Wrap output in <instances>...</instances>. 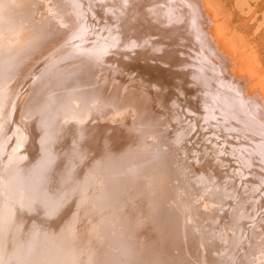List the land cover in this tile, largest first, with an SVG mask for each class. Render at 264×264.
Listing matches in <instances>:
<instances>
[{
    "label": "bare ground",
    "instance_id": "1",
    "mask_svg": "<svg viewBox=\"0 0 264 264\" xmlns=\"http://www.w3.org/2000/svg\"><path fill=\"white\" fill-rule=\"evenodd\" d=\"M6 1L9 3L7 6L9 7L11 6L10 8L13 7L14 15H8L3 12L0 16V24H2V22L7 24V26H9L10 33H12L11 37L13 36L16 37V42H18L19 46H21L20 42L22 43V45L25 46L23 47V50L25 51L24 53L20 55V57H19V53L18 55L15 54L17 55L15 56V58L13 56L14 60H12V57H7V58H11L13 64L12 62L10 63L12 65L9 64L10 66H7V67L3 66V69L5 71H3L2 68L0 69V132L1 131L3 133L10 132L9 133L10 135L7 136L9 139L12 136L16 137L15 125L11 129L10 128L11 121L2 122L1 119L2 117L8 116L9 114L8 110L10 106L12 105L11 102H13L14 98L17 97V88L18 87L20 88L19 82L24 80L23 78H25L24 76L25 73L31 68H34L35 66L34 64L38 63L40 65L41 63H43L45 66L46 63H48L47 62L48 59L49 60L52 59L51 61L53 60L56 61V58L60 57L64 51L70 50V49H67L68 47L73 48V46H71V43L68 45L64 44V41L68 39L66 38L67 34H64V31H60L59 29L57 30V28H55V26H57V25L54 26L53 22L55 21L48 23V22H45L47 20L43 22L41 21L36 22L37 20H33V19L25 20V18L29 16L28 15L29 9L27 11L28 7H26L27 0H6ZM62 1L63 0H61V2ZM76 1L77 0H75V2ZM110 1L115 3L112 0ZM135 1L134 3H136ZM182 1L184 2L186 6V10H187L186 14L189 16L188 24L190 22V25L193 28V38H195L193 41L195 43L194 42L192 43H194L195 47L197 45V48L194 49L193 44L192 45L186 44L188 43V41L186 43H181V42L178 43L177 42L178 40H177L174 42V44L170 42L171 38H173V41L177 39V36L175 35L179 32L173 35L172 32H174L175 28H172L166 19L161 18L158 25L155 26V28L159 30L158 31L159 34L157 35L159 38L155 37L156 39L154 40L155 44L154 43L153 44H154V47L156 46L164 47V45H167V47H169L171 46V43H172V46L175 45L174 46L175 48L169 47L170 49L173 48L171 52L173 51L175 54L173 55L172 54L173 52H172L170 55L163 56V58H166V61L167 62L169 61L168 63L172 64V67H175L176 69H178V71H175V72L172 71L169 74L166 73L167 81L166 80L163 81L162 84L156 83L153 86L158 87L159 90L163 93V95L165 94L164 96L168 97V100H170V102H168V106L170 105L173 106L175 104L180 106L182 105L181 103L184 101V103H186V109L188 113L190 112H192V114L195 113L194 116H197V113H199L198 115V117L200 118L199 123L196 122L194 116L192 118L188 116L190 118V122L187 124L189 129L186 134V137L184 135V138L185 139L187 138V140L188 138H191L194 132L197 133L196 137L202 132L201 135H203V138L211 141L212 147L221 149L224 152L229 149L228 146H230V152L234 151L233 149H235V151L237 152L236 148L239 146L237 143L239 136L241 137V139H243L242 137H244L245 135L248 138L253 135H255L254 138H256L258 135L262 137V140H263V137H264V71H263V68H260L259 64H256L253 61V59L251 58L253 56L252 54H247V53L241 54L239 53V51L235 50L232 38L225 34L226 32L219 18L217 17V12L212 7L210 0L209 1L208 0H182ZM66 2L67 1L65 0V3ZM75 2L73 0V4ZM77 2L80 3L81 1L80 2L77 1ZM163 2L165 1L160 0V4ZM99 3L100 2H97V4ZM113 3L111 4L113 5ZM138 4L139 2L137 3V6ZM56 5H58V2L56 3ZM91 5H93V3ZM91 5L89 6L92 7ZM124 5L127 6L126 4ZM66 6L67 5L65 4V7ZM78 6L80 5H77V7ZM128 7H129V4H128ZM134 7L136 8V10H138L136 5ZM104 8L106 7L104 6ZM77 9L79 10V8ZM81 9L84 10V8L82 7ZM110 9L114 10L112 6L110 7ZM140 9H141V6H140ZM31 10H34V9H31ZM52 10H53V7H52ZM65 10H67V8ZM46 11L47 10H45V13ZM128 11L129 10H127L126 12ZM134 12H137V11H134ZM95 13H96V10H95ZM113 13L117 15V12L113 11ZM122 13L124 14V12ZM141 13L139 12V14ZM49 14L50 16L48 17V21H50V19H54L53 16H56V14H53L51 12H49ZM110 14L112 13L110 12ZM85 15L87 16V14H81L77 16V19L79 17L80 21L84 22L86 21L84 20L86 19ZM57 16H60V15H57ZM90 16L93 18L92 15ZM69 17L71 18V16ZM115 18H118V17H115ZM21 19L22 21L24 20L28 21L30 25L28 24V26L22 27ZM66 19H68V17ZM121 21H122V18H121ZM140 22H143V20ZM62 23L61 25H63ZM78 23H77V26H78ZM58 25H60V23ZM82 25H79V28L80 26L82 27ZM70 26L71 25H69L68 28H70V31H71ZM172 26H175V25H172ZM123 27L127 28V26H124V25ZM111 28L112 26H110V29L108 28V30L111 31ZM178 28L176 29L177 31H178ZM187 28L188 26H186V29ZM79 30H81V28ZM108 30H106L105 28V32ZM141 30L142 29H140V31ZM182 30L184 31V28ZM118 32L119 31L116 30V34ZM128 32L129 31L127 30V32L125 33H128ZM114 33L115 32L112 33V37L109 35L110 39L113 38V36H117V35H118L117 38L119 39V33L117 35L116 34L113 35ZM150 34L152 33L150 32ZM86 35H89V34H86ZM122 36L123 35H121V37ZM126 36L128 37V34ZM153 36L154 35H152L151 37L154 38ZM70 37H72V35ZM148 37H145V38L148 39ZM181 38L183 37L181 36ZM115 40L117 41V39ZM104 41L105 39L103 40V43ZM125 41H126L125 43L126 45L127 41L129 42L130 40H125ZM151 41L153 42V40ZM118 43L120 44V41ZM150 43H148V46ZM99 44L103 45L101 43ZM132 44L134 43L132 42ZM91 45H93V43ZM19 46H18L17 52L22 50V48H20L19 50ZM110 46H112V44ZM126 46L125 48L128 47ZM184 47L186 48V50L187 48H189L188 50L193 48L194 52L195 50L198 49V51L195 52L196 58L193 57L194 56L193 51H192L193 54H191L192 52L189 53L190 51H188L189 55L192 56L191 59L185 58L184 56L186 55H184V53L182 52V51H185ZM108 49L106 48V51L110 53ZM118 49L120 51L123 49V47L122 49L121 47ZM145 49H147V46ZM163 49L164 48H162V51H160L162 52V54L165 52V51L163 52ZM12 50H14V47ZM148 50L150 51V49ZM116 51L118 54H120L118 50ZM143 51L145 50H142V52ZM155 51H157L156 48L154 52ZM67 52L68 54L67 56H65V58H68L72 54L70 51H67ZM122 52L124 53L123 50ZM182 53L184 56L182 55ZM11 55L12 54H10V56ZM126 55L128 56V54ZM140 55H142V53H140L137 56V58L141 60L144 57H146V56L143 57L142 55L143 58H141ZM52 56H54V58ZM62 56H61V59H62ZM73 56L75 55H72L71 57ZM155 57L154 59H158ZM128 58L130 59V55L124 59L128 60ZM2 59H5V58H2ZM121 59L123 58H120L118 60H121ZM197 60L202 61L203 65L197 63ZM136 61L139 62L138 60H134L132 62L133 63L135 62V64H138L136 63ZM59 64H57L58 66H56L54 69H58L61 66H63L62 62ZM65 64L67 65V63ZM32 65L34 66L32 67ZM95 67L96 66L93 65L90 61L85 60L82 63V67H81L82 69L77 73V75L71 74L68 76V78L70 77V79L65 82L68 85L64 86L63 88L60 87L61 89L59 90L55 89L54 91H52L51 94L47 95L44 98L45 102H43L42 104H40L41 103V99H39L40 97L38 95H34L35 94L34 92H37L40 94L46 88V85H48V83H46V81H43V80L41 81L40 84L39 83L37 84L36 82L37 85L35 87V90L33 93L31 92L30 94L33 97L36 96V101L31 104L29 103L31 107L28 110L25 108V106L23 107V110L19 113L20 115L19 120L21 124L26 123L30 125L32 128V131H31V133H33L32 141H34L33 144L35 145L33 146L34 152L35 154L38 153V155L36 154V156L40 157V158H37L36 161L40 159L49 158V160L53 159L52 161L57 160V162L55 163L56 165H70V166H81V167L85 165L86 166L89 165L90 167H96L97 172H98L97 173L98 178L99 176H101L100 183L98 182L99 186L101 182L108 183V185L107 184L106 185L107 186L111 185L115 191L113 197H110L111 199L108 198L111 201L105 202V201H108L107 197L101 196L100 194H96V193H95L96 195L93 194V190L97 191L98 188L97 187L94 188L93 179H91L90 176L87 177V175H84L85 172L83 175L80 173L81 174L80 176L83 178L80 180L82 185L78 188H76L77 184L72 185L75 188L72 193L74 194L73 199L76 197V195H81L80 189H82L83 187L84 191L87 192V195L83 196V198L81 199H84L87 197L91 198L92 199L91 204L93 202H98L100 204H103L105 202L104 205L106 207H109L111 211H115V215H114L115 217L111 218L109 216L107 218L105 213L101 215L96 214V211H94V209L92 210V214L90 215L91 209H92L91 205L87 204L86 206H84L83 211H81V208L83 206L80 205L78 214L81 216L82 221L81 222L76 221L75 224L77 226L74 225V223L66 222L64 223L63 227H61L58 230H55V225L50 224V223H47L45 225V222H43V225H40L41 227H38V229L35 228V230L33 231L31 228L28 229V234H25L24 237H22L25 243L21 241L20 246L18 245L19 248L16 247L18 249L16 252V257L11 255V257L7 258L10 234L9 235L7 234L8 236L6 234H3L2 236H0L1 237L0 238V264H35L36 261H38L40 264H170V262L171 264H200V259L205 258L207 256H211L208 259L210 262L211 261L214 263L216 262L217 264H232V260L229 257H231L230 254L233 253L235 250L232 249V247H230L229 250L228 248H226L228 250V252H226L227 250L225 251L224 248L222 249V247H219V246L221 244L220 235L222 236V238L225 237L226 243H229V246L231 242H233V239L228 237L227 233L225 234L218 227H217V233H214V237L207 238L206 234H209L208 231L210 230L209 226L211 222H205L204 224L200 223V225H203V226H199V224H197L196 217H198V214L200 213L198 212L196 205L192 202L194 200L192 196L193 193L189 191V188L188 189L183 188V190L181 188L179 190V187H180L179 183L178 184L172 183V185L168 184V181H170L171 178H174L175 175L180 174L179 171H181V167L176 165L179 163L178 161L179 153L176 151V147L174 146L175 139L173 140L171 136V132H170L171 124H176L175 121H176L177 116L174 113V108L173 107L169 108L168 106H166V108L164 107V109H160L157 103L158 97H159L158 92L160 91L152 90L148 88V87H151V85L147 87V85L144 82H141L138 80L136 81L133 79L130 80L127 77L128 72L126 73V76L122 74L118 75L120 73L116 74L112 72L110 75L111 79H109V77H107L106 79L104 78L105 80L103 79L104 81L100 85H97L98 83L96 84V81L101 77L99 76V72L97 71ZM35 68L33 70V73L35 72ZM45 68L44 70H46ZM139 68L137 69V71H139ZM142 69L144 70V68ZM49 74L51 77V74L53 73L51 72ZM128 74L130 75V73ZM26 76H28V74H26ZM13 78L15 80L12 81ZM36 78L38 77L36 76ZM198 78H200V82L202 81L204 82L203 84H206L205 81H208L210 85L206 84L207 87L204 88L202 86V83L201 84L195 83L196 81H198ZM29 83L30 84L28 85V88L35 85V82H34V85H32L33 84L32 80H29ZM130 84L136 87L133 88V86L131 87ZM205 90H209V91H205ZM8 91H10L11 93L10 94L11 96L8 97L10 99L9 100L5 99L6 101H4V98H5L4 96H6ZM22 92L20 94H22ZM42 93L44 96V91ZM163 95H162V98H163ZM42 106H44L43 110H41ZM16 107L17 106H15V108ZM11 108L13 107L11 106ZM182 114L185 115L184 112ZM227 131H237L238 133H241L242 131L241 135L243 134L245 135L241 136L240 134H238L239 135L238 136L236 134L238 136L237 138L236 137L231 138V135L229 137V135L227 134ZM132 133L136 136V139L135 141L129 144L132 138V135H133ZM168 135L171 136V141L166 138ZM97 136H99V139ZM227 137L230 140H226L225 138ZM244 138L247 139L246 137ZM3 139L5 140V138ZM252 140H255V139H252ZM98 141L100 142L97 143ZM263 144L264 143L262 142V145ZM250 148L252 151L251 155L254 156V154L255 155L257 154L258 156L260 155L262 159H264V146H262L263 149L261 148V150H259V148L256 149L255 144L254 145L252 144ZM92 151L95 154L89 157V155L87 154L88 152L90 153ZM243 155H246V154H243ZM197 159L198 158H196V162L194 161L195 162L194 164L197 163ZM247 159L251 161L250 159H252V157L251 158L247 157ZM260 163H264V162L260 161ZM215 171L216 173L222 174V172L219 170L218 167L215 168ZM223 178H225L226 181H228L227 185L229 189L231 190V188L234 187V183H235L234 180L231 178L229 179V177L227 176L225 177L224 174H223ZM86 181H88V183L92 185V189L84 186V182ZM64 184L70 186L71 183L70 181H65L64 179ZM254 184L256 185V183ZM27 190L28 189H26V191ZM38 192L40 191L38 190ZM1 194L0 196L2 197L3 195ZM205 194H208V193H205ZM214 196L216 197V195ZM45 198L50 200V198H48L47 196H45ZM205 198H203V200ZM27 199H25V202L27 201ZM2 200L4 201V197H2ZM49 200H46V201H49ZM165 200H167L168 203L165 202ZM8 202L10 203V201ZM13 202L14 201H12V203ZM184 202H186L187 206L189 207V210H187V212H189V214L193 216L192 219L190 220H188L190 218L189 214L187 216V213L182 212L181 210L182 204H184ZM206 202L207 201L204 200L205 204ZM254 202H255V199H254ZM68 203L70 205L72 201H68ZM115 203L117 204V208L114 207ZM204 203L202 206H204ZM212 203L213 202H211L210 204ZM55 204H58V202ZM23 205L25 204L23 203ZM246 205H247L246 211H250L251 208L249 209V204H246ZM2 206H3V203L0 202L1 210L3 209L1 208ZM13 206H14V203H13ZM53 206H56V205H52V207ZM52 207H50V205L47 206L50 212L55 213L56 207H53V209ZM237 208H239V206ZM9 209L11 210V208ZM23 209H22V212H24ZM12 210H13V207H12ZM14 210L16 211V209ZM7 211L9 212V210ZM7 211L5 212L4 210L5 213H8ZM210 214H213V212ZM10 215L14 216V214H10ZM20 217L19 219H21ZM116 217L118 218V221L114 222V218ZM37 218L39 217L37 216ZM207 218H210V216H208ZM230 218L229 220H231ZM31 219L32 218L30 217V220ZM5 225L4 227H7V225L6 226ZM37 225L39 226V224ZM12 226L15 227L14 225ZM236 230H238V228ZM255 230L256 232L258 231L257 229ZM5 231H6V228H5ZM253 231H251V233ZM247 233H248V230H247ZM255 234H259V233H255ZM250 235L253 238H255L253 234H250ZM46 236L49 237V240L51 241L54 251L52 253L51 258L46 259L42 263V261L39 259V256L41 253V249H40L41 247H36V246H38L39 241L42 240ZM252 237L250 239H252ZM183 239L185 240V242L181 243V240ZM262 242H263V245L262 243L261 245L264 247V241ZM26 247L30 248L31 250V252L29 251L27 255H26V252L28 251H26ZM181 247L187 249V252L190 255L189 257L185 256L186 254L182 253L180 249ZM258 248L260 249L262 247H258ZM174 249L179 250L180 255H177ZM259 249H258V252H260ZM218 252H220V254ZM253 252L255 251L253 250ZM224 253L226 256L225 257L221 256ZM240 253L237 252V254L235 253L232 255V258L234 260L233 264H250L249 258L251 254H254L255 256V253H250L249 255V253L247 252L245 258H239L238 254ZM36 256H38L36 260H33V258ZM226 258H227V262L224 263V260L226 261ZM106 260H109V261L106 263ZM229 260H231V262H229ZM262 261H264L263 258H262ZM251 264H252V261H251Z\"/></svg>",
    "mask_w": 264,
    "mask_h": 264
},
{
    "label": "rangeland",
    "instance_id": "2",
    "mask_svg": "<svg viewBox=\"0 0 264 264\" xmlns=\"http://www.w3.org/2000/svg\"><path fill=\"white\" fill-rule=\"evenodd\" d=\"M50 1H52V2H50ZM66 1L67 2L65 3V0H63L62 2H61V0H57V1L56 0L55 1L54 0H27V3H26V7H28L27 11L29 9V11H28L29 16L26 17L25 20H32L33 19V20H37L36 22H40V21L43 22V21L47 20L45 22H48V23L55 21V22H53L54 26L57 25V26H55V28H57V30L59 29L60 31H64V34H67L66 38H68V39L65 40L66 42L64 41V44L68 45L71 43V46H73V48L68 47L67 49H70V50H66L61 54V56L63 55L62 59H61V56L57 57L58 59L56 58V61L55 60L51 61L52 59L51 60L48 59L47 62L49 64L46 63L45 66L43 63H41L40 65L38 63L34 64L35 66L32 65V67L33 66H34V68L36 67L37 70L35 68V72L33 73L34 68H31L30 70H28L25 73V75H24L25 78H23L24 80L21 81L22 83L19 82L20 88L19 87L17 88V97H15L14 101L11 102L12 105L10 104L13 108H11V106L8 105V106H10V108L8 110L9 114H8V116H6L7 118L2 117V119H1L2 122L11 121L10 128L12 129L13 126L15 125V133H16L15 134L16 137L12 136L11 138H9L10 139L9 140L7 136L10 135L9 134L10 132L9 133L8 132L3 133L2 131L0 132L1 133L0 134L1 135L0 141H2V142H0V194L2 193L1 195H3L2 197H4V201H3L2 197L0 196V198H1L0 202H2L3 206H5V207H3V206L1 207V208H3L2 210L0 209L2 212V213L0 212V236H2L3 234H6V235L10 234L9 235L10 237H9V246H8L9 248H8L7 258L11 257V255L16 257V252L18 250L17 248H19L21 241L24 242L22 237H24L25 234H28V229H30V228L32 229V231L35 230V228L38 229V227H41L40 225H43V222H45V225L47 223L55 225V230H58L61 227H63L64 223H66V222L74 223V225H76L75 224L76 221L81 222L82 218L78 214L80 205L83 206L81 208V211H83L84 206H86L87 204L91 205L92 209H91L90 215L92 214V210L94 209V211H96V214L101 215V214L105 213L107 218L109 216L111 218L115 217L114 216L115 211H111V209L109 207H106L104 205L105 202L111 201L110 197H113L115 191L111 185L107 186L108 183L101 182V184L99 186L98 182L100 183L101 176H99V178H98V176H97L98 172H97L96 167H90L89 165H87V166L85 165L83 167H81V166H70V165H56L55 163L57 162V160L52 161L53 159H51V158H50L51 160H49V158H47V159H40V160L36 161V159L40 158V157L36 156V154L38 155V153L35 154V152H34L33 146H35V145L33 144L34 141H32L33 140V135H32L33 133H31L32 128L30 125H28L26 123L21 124L20 120H19L20 119L19 113L23 110V107L25 106V108L28 110L31 107L29 105V103L31 104V103L36 101V96L33 97L30 95L31 92L32 93L34 92L36 85L38 83L40 84L42 80L46 81V83H48V85H46V88L43 90L44 96L42 93L43 91L40 94L37 92H34L35 93L34 95H38L40 97L39 98V99H41L40 104H42L43 102H45L44 98L47 95L51 94L52 91H54L55 89L59 90V89L63 88L64 86L68 85L67 83H65L66 81H68L70 79V77L68 78V76L71 74L77 75V73L82 69L81 68L82 63L86 60V61H90L93 65H95L96 66L95 68L99 72V76L101 78L98 79L99 81L96 79L97 80L96 84L98 83L97 85H100L107 77H109V79H111L110 75L112 72H114L116 74L120 73L118 75L122 74L124 76H126V73L128 72V73H130V75L127 73V77L130 80L133 79L136 81L138 80V81L144 82L147 85V87L151 85V87H148V88H150L152 90H159L158 87H154L153 85L156 83L162 84L163 81H165V80L167 81V74H169L172 71L173 72L178 71V69H176L175 67H172V64L168 63L169 61L168 62L166 61V58H163V56L170 55L173 52V51L171 52V50L173 48L172 49L169 48V47L175 46V45L172 46V43L174 44V42L177 40H178L177 41L178 43H180V42L186 43L188 41V43H186V44H190V45L193 44V48L194 49L197 48V45H196V47L194 46L195 42L193 40L195 38H193V28L190 25V22L188 24V21H189L188 17L189 16L186 14V12H187L186 6L182 0H163L165 2H163L161 4H160V0H151V1L150 0H145V1L144 0H137V1H135V0H133V1L132 0H117V2H116V0H112L115 3L111 2L110 0H97V1L95 0V2H94V0H77L79 2L81 1L80 3H78L77 1L75 2V0H74V2H75L74 4H73V0H70V1L66 0ZM134 1L136 3H134ZM140 1H141V3L143 2L144 4L143 3L141 4ZM146 1H148V2H146ZM57 2H58V5H56ZM82 2H83V4H82ZM91 2L93 3V5H91L92 4ZM97 2H100V3L97 4ZM110 2L113 3V5ZM125 2H127L129 4L130 8L128 7V4ZM138 2H139V4H138L139 7L137 6ZM158 2H159V4H158ZM52 3H53V5H52ZM101 3L103 4V6ZM108 3H110V4H108ZM133 3H134V5H133ZM210 3L212 5V7L214 8V10L217 12V17L219 18V20H220V22H221V24H222V26L226 32L225 34L232 38L235 50L239 51V53H241V54H245V53L252 54L253 56L251 58L253 59V61L256 64H259V67L263 68V71H264V0H210ZM8 4L9 3L6 0L5 1L0 0V16L3 12L8 14V15H14L13 14L14 13L13 7L10 8L11 6L10 7L7 6ZM65 4L68 7L67 6L65 7ZM114 4L116 5V7ZM124 4H126L127 6H125ZM77 5H80L82 8H84V10H82L80 6L77 7ZM89 5H91L92 7H90ZM131 5H133V6H131ZM135 5L138 8V10L140 9V6H141L142 10L141 9L139 11L136 10V8L134 7ZM73 6H74V8H73ZM94 6H95V8H94ZM104 6L106 8L107 7L108 8L106 9V8H104ZM109 6L110 7L112 6V8L114 10L110 9ZM52 7H53V10H52ZM76 7L79 8V10L82 12H80ZM131 7H133V8H131ZM30 8L34 9V10H31ZM66 8H67V10H65ZM125 8H127V9H125ZM73 9H75V10H73ZM108 9L111 11H109ZM45 10H47L48 12L46 11V13H45ZM55 10H56V12H55ZM95 10H96V13H95ZM127 10H129V11L126 12ZM30 11H32V12H30ZM113 11L117 12L118 16L115 13H113ZM134 11H137V12H134ZM49 12L56 14V16H53L54 19H50V21H48V17L50 16ZM64 12H66V13H64ZM110 12L112 14H110ZM122 12H124V14ZM139 12L140 13L142 12V13L139 14ZM80 13L81 14H87V16L85 15L86 19H84L86 21L81 22L79 17L77 19V16L81 15ZM43 14H45V15H43ZM63 14H65V15H63ZM129 14H131V15H129ZM57 15H60V16H57ZM68 15L71 16V18ZM90 15H92L93 18ZM94 15H95V17H94ZM122 15H124V16H122ZM36 16H37V18H36ZM66 16L68 17V19H66L67 18ZM181 16H182V18H181ZM115 17H118L119 19L115 18ZM138 17L140 18V20ZM43 18H45V19H43ZM121 18H122V21H121ZM125 18H126V20H125ZM128 18L130 19V21ZM161 18L166 19L168 21L169 25H171L172 28H175V30H174L175 33L172 32L173 35H175L177 32H179L175 35V36H177V39H175L174 41H173V38L170 39V42H172L171 46H169V47H167V45H164V47L161 46L162 48H164L163 52L165 51L163 54H162V52H160V51H162V48L160 46L157 47L155 45L156 47H154V44H155L154 40H156L155 37H158L157 35L159 34V32H158L159 30H157L155 28V26L158 25ZM183 18H185L186 20ZM58 19H59V21H58ZM25 20L22 21V19H21L22 27L28 26V24L30 25V23L28 21H25ZM142 20H143V22H140ZM70 21H71V23H70ZM73 21H74V23L78 21L79 22V23L77 22L78 26H77V23L74 24ZM175 21L177 24L175 23ZM62 22H64V23H62ZM93 22H95V23H93ZM124 22H125V24H124ZM59 23H60V25H58ZM61 23L64 26L61 25ZM118 23H120V24H118ZM137 23H139V24H137ZM69 25H71L70 26L71 31H70V28H68ZM79 25H82V27L80 26L81 30H79L80 29ZM123 25L127 26V28H129V29L123 27ZM129 25H130V27H129ZM172 25H175V26H172ZM179 25L180 26L183 25V26L180 27ZM110 26H112L111 31L108 30V28L110 29ZM178 26H179V28H178ZM186 26H188L187 29H186ZM136 27H137V29H136ZM93 28H94V30H93ZM105 28L109 32L108 31L105 32ZM177 28H178V31L176 30ZM181 28L182 29L184 28V31ZM65 29L66 30L68 29V30L66 31ZM126 29L129 31L128 33H125V32H127ZM140 29H142V30L140 31ZM116 30L119 31L118 32L119 33V39L117 38L118 33L116 34ZM151 30H153V31H151ZM72 32H73V34H72ZM113 32H115L113 35L116 34L117 36H113V38L110 39V36L112 37ZM142 32H143V34H142ZM150 32L152 34H150ZM107 33H108V35H107ZM86 34H89V35H86ZM99 34H101V35H99ZM125 34L126 35L128 34V37ZM155 34H156V36H155ZM181 34H183L184 36ZM11 35H12V33H10V31H9V26H7V24L2 22V24H0V60H1L0 62L1 63L4 62V63H2L3 65L0 63V69L1 68L3 69V66L7 67V66L12 65L13 64L12 60H14L15 56H17L19 53V57H20V55L22 53H24V51H25V50H23V47H25V46L22 45L21 42H20L21 46H19L18 42H16V37L15 36L11 37ZM71 35H72V37H70ZM121 35H123L122 36L123 38L121 37ZM132 35H134L136 37H134ZM152 35H154L153 36L154 38L151 37ZM175 36H173V37H175ZM181 36L183 38H181ZM126 37H127V39H126ZM145 37H148V39H146ZM185 37H187V38H185ZM106 38H108V39H106ZM114 38L117 39V41ZM71 39L74 41H72ZM102 39L103 40L105 39L104 43H103ZM179 39H181L182 41ZM68 40L69 41L71 40V41L69 42ZM113 40H115V41H113ZM125 40H130L129 42L127 41V44H126L128 47L125 45V43H126ZM151 40H153V42ZM119 41H120V44L118 43ZM131 41L135 45L132 44ZM98 42L103 44V45H100ZM122 42L124 43V45ZM192 42H194V43H192ZM77 43H79L80 45ZM92 43H93V45H91ZM148 43H150L149 46H148ZM109 44L110 45L112 44V46H110ZM113 44H115V45H113ZM128 44H130V45H128ZM132 45H134L135 47ZM145 45L147 46V49H145L146 48ZM18 46H19V50H20V48H22V50H20L19 52H17ZM109 46L112 48H110ZM113 46H115V47H113ZM125 46L127 48H125ZM129 46H130V48H129ZM13 47H14V50H12ZM108 47H109V49H108ZM120 47H121V49L123 47L122 50L124 51V53L128 54V56L130 55V59L129 58H128V60L124 59V58H127L128 56L126 54H124L122 52V50H120L121 52L119 51L118 48H120ZM151 47L154 49H152ZM106 48L109 50L110 53H108V51H106ZM124 48H125V50H124ZM135 48H137V49H135ZM155 48L157 51L159 50L158 51L159 53L157 51L154 52ZM193 48H191L192 50L191 49L188 50L189 48H187V50H186V48L184 47V50L186 52L185 51H182V52L186 56H184L183 53H182V55L185 58L191 59L192 56H190L189 53H191L192 51L194 52ZM148 49H150V51L153 53H151ZM116 50H118V52L120 54H118ZM133 50L135 51V53ZM136 50H137V52H136ZM142 50H145V51L142 52ZM67 51H70L72 53L71 56L72 55H75V56H73V57L69 56L68 58H65V56H67V54H68ZM127 51H128V53H127ZM188 51H190V52L188 53ZM197 51H198V49L195 50V52H197ZM92 52H94V53H92ZM95 52H96V54H95ZM193 52L191 54H193ZM195 52L193 54L194 55L193 57H195V55H196ZM6 53H7V55H6ZM13 53H14V55H13ZM140 53H142L143 57L146 56L143 58L142 55H140L141 58H143L142 60L137 58V56ZM10 54H12V55L10 56ZM15 54H17V55H15ZM151 54H153L154 57L157 54V56L155 58H158V59L161 58V59H159L161 61H159L158 59H154L153 55H151ZM159 54H160V56H159ZM172 54L174 55L175 53L173 52ZM4 56H6V57H4ZM13 56H14V58H13ZM135 56H136V58H135ZM7 57H12V60H11V58H7ZM52 57L54 58V56H52ZM116 57H117V59H116ZM2 58H5V59H2ZM120 58H123V59H121L123 62L121 60H118ZM134 60H138L140 63L136 61V63H138V64H135V62L134 63L132 62ZM10 62H12V64ZM61 62H62L63 66H61L58 69H54L56 66H58L57 64H59ZM6 63H8V64H6ZM65 63H67V65ZM197 63L203 65L202 61L197 60ZM155 65H156V67H155ZM202 65H200V66H202ZM44 68L46 70H44ZM138 68H139V71H137ZM142 68H144V70ZM146 69H148V70H146ZM41 70H43V71H41ZM3 71H5V70L3 69ZM51 72L53 74H51V77H50L49 73H51ZM160 72H162V73H160ZM38 73H40V74H38ZM42 73H44V74H42ZM26 74H28V76H26ZM102 75H104V76H102ZM36 76L38 78H36ZM26 77H28V78H26ZM53 78H54V80H53ZM13 80H15V79L13 78L12 81ZM29 80L33 81L32 85H34V82H35V85L30 87L32 89L28 88V85L30 84ZM198 81H196V82L194 81V82L198 83V84L202 83V86L204 88L207 87L206 84L210 85L208 81H205L206 84H203L204 83L203 81L200 82V78H198ZM36 82H37V84H36ZM24 83H26V84H24ZM130 86L132 87L133 85L130 84ZM135 87L133 86V88H135ZM26 88H28V89H26ZM45 90H46V92H45ZM205 91H209V90H205ZM21 92H22V94H20ZM158 93H159L158 102H157L158 107L160 109H164V107L166 108V106H168V102H170V100H168V97L164 96L165 94L163 95V93L161 91ZM10 94H11L10 91H8L6 96H4L5 97L4 101H6L7 99L8 100L10 99V98H8L11 96ZM162 95H163V98H162ZM38 96H37V98H38ZM161 101H162V103H161ZM14 102H16V103H14ZM14 104H16V105H14ZM21 104H22V106H21ZM181 104L182 105H180V106L177 104H175L173 106L172 105L168 106L169 108H171V107L174 108V113L177 116L176 121H175L176 124H171L170 132H171V136H172L173 140L175 139L174 140V142H175L174 146L176 147V151L179 153L178 154L179 155L178 156L179 163L176 165L181 167V171H179L180 174H177V175H175L174 178H171L170 181H168V184L172 185V183L173 184L179 183V185H180L179 190L181 188H182V190H183V188L184 189L189 188V191H191L193 193L192 196H193L194 200L192 202L196 205L197 210L200 213V214H198V217H196L197 218L196 219L197 224H199V226H203V225H200V223L204 224L205 222H211V224H212V225L210 224V226H209L210 227V230L208 231L209 234H206L207 238L208 237L213 238L214 233H217V227H218V228H220V230L222 232H224L225 234L227 233L228 237L233 239V242H231V244L229 246V243H226L225 237L222 238V236L220 235V237H221L220 243L221 244L219 246V247H222V249L224 248L225 251L227 250L226 248H228V250H229L230 247H232V249L235 250L233 253L230 254L231 257H229L232 260V264L234 261L232 258V255L235 253L237 254V252H239V253L241 252L240 253L241 255L238 254L239 258H245L247 252L249 253V255H250V253H255V256H254V254H251V256L249 258L250 264H251V261H252V264H264V261H262V258L264 260V256H263L264 247L262 246L263 245L262 241H264V237H263L264 236V234H263V232H264V230H263L264 229V190H262V189H264V163H260V161L264 162V159H262L260 157V155L258 156L257 154L256 155L254 154V156L251 155L252 151L250 148V146L252 144L253 145L255 144L256 149L259 148V150H261L262 146H264V144L262 145V142L264 143V137H263V140H262V137H260L258 135L256 138H254L255 135L250 136L248 138L245 134L241 135L242 131H241V133H238L237 131H227V134L229 135V137L231 135V138L232 137L237 138L239 136L238 134H240L241 136L245 135L244 137L247 138V139H245L244 137H242L243 139H241V137L239 136V139L238 140L236 139L238 141L237 143L239 145L236 148L237 152L235 151V149H233L234 151L230 152V146H228L229 151L227 150L225 152L222 151L221 149H217V148L212 147L211 141L203 138V135H201L202 132H201V134L197 135V137H196L197 133L194 132L193 135L191 136V138H188V140H187V138L186 139L184 138V135L186 137V134H187L188 129H189L187 124L190 122V118L188 116H190L192 118L195 115V113H193V114H192V112H190L191 114L188 113V111L186 109V103H184V101ZM15 106H17L16 107L17 109L15 108ZM43 107L44 106L41 107L42 108L41 110L44 109ZM14 112H16V113H14ZM183 112L185 115L182 114ZM198 115H199V113H197V116H194V118H195L196 122L199 123L200 118L198 117ZM186 116H187V118H186ZM179 117H180V119H179ZM4 134H5V136H4ZM171 136L168 135L166 138L171 141ZM97 137L99 139V136H97ZM3 138H5V140ZM135 139H136V136L133 134L129 144L132 143L133 141H135ZM225 139L230 140L228 137ZM252 139H255V140H252ZM3 142H4V144H3ZM99 142L100 141H98L97 143H99ZM246 142H248V143H246ZM249 144H251V145H249ZM2 145H4V146H2ZM94 154L95 153H93V151H92L90 153L88 152L87 155H89V157H91ZM243 154H246V155H243ZM247 157L248 158L252 157L253 160L250 159L251 161H249V159H247ZM196 158H198L197 163H196L197 165L194 164L196 162ZM42 162H43V164H42ZM47 162L50 164H48ZM216 167L219 168V170L222 172V174L216 173V171H215ZM80 168H82V169H80ZM110 169H112V168H110ZM196 169L198 172L196 171ZM84 172H85V174H84ZM80 173L82 175L83 174L87 175V177L90 176L91 179H93L94 188H96V187L98 188L97 191L93 190V194L96 193V194H100L101 196L107 197L108 201H105L103 204H100L98 202H93L91 204V202H92L91 198L87 197V198L81 199V198H83V196L87 195V192L84 191L83 187H82V189H80L81 195H76V197L73 199L74 194H72V193H73V190L75 188L72 185L77 184L76 188H78L82 185L80 180L83 178L80 176L81 175ZM78 174H79V176H78ZM223 174L225 177L227 176V177H229V179L231 178L234 180V182H235L234 187L231 188V190L229 189V187L227 185L228 181H226V179L223 178ZM172 176H174V175H172ZM64 179H65V181H70V183H71L70 186L64 184ZM254 181H256V182H254ZM254 183H256V185ZM74 186H76V185H74ZM84 186L92 189V185L89 184L88 181L84 182ZM37 188L41 193L38 192ZM26 189H28V190L26 191ZM45 191H46V193H45ZM205 193H208V194H205ZM82 194H84V195H82ZM214 195H216V197ZM43 196H44V198H43ZM45 196L50 198V200L45 198ZM205 196H206V198H205ZM6 198H7V200H6ZM108 198H110V199H108ZM203 198H205L204 200L207 201L206 204L204 203ZM8 199H10V200H8ZM11 199H12V201H14L13 202L14 206H13ZM25 199H27L26 202H25ZM254 199H255V202H254ZM46 200H49V201H46ZM212 200H214V201H212ZM8 201H10V203ZM30 201H31V203H30ZM68 201H72V203L69 205ZM4 202H6V203H4ZM57 202H58V204H55ZM165 202H167V200H165ZM211 202H213V203L210 204ZM23 203L25 205H23ZM197 203H198V205H197ZM203 203H204V206H202ZM5 204H7V205H5ZM246 204H249V209L251 208L250 211H246V206H247ZM15 205H16V207H15ZM38 205H39V207H38ZM49 205H50V207H52V205H56V206H53V207H56L55 213L50 212V210L47 208V206H49ZM240 205H242V206H240ZM250 205H251V207H250ZM30 206L32 209L30 208ZM236 206L237 207L239 206L240 209L237 208ZM12 207H13V210H12ZM43 207H44V209H43ZM53 207H52V209H53ZM114 207L117 208L116 203L114 204ZM230 207H231V209H230ZM9 208H11L12 211ZM21 208L22 209L24 208L23 209L24 212H22ZM14 209H16V211ZM4 210H5V212L7 210H9V212L7 211L8 213H5ZM181 210H182V212H186L187 216H188L189 212H187V210H189V207L187 206L186 202H184V204H182ZM30 211L32 214L30 213ZM212 212H213V214H210ZM248 212H249V214H248ZM23 213H24V215H23ZM186 213H184V214H186ZM252 213H254V214H252ZM6 214H7V216H6ZM10 214H14V216H12ZM214 214H215V216H214ZM20 215H21V217H20ZM9 216H11V217H9ZM37 216L40 219L37 218ZM79 216H80V218H79ZM208 216H210V218H207ZM6 217H7V219H6ZM13 217H15V218H13ZM19 217L21 219H19ZM30 217L32 218L31 220H30ZM189 217L190 218L188 220L192 219L193 216L191 214H189ZM229 218L231 220H229ZM235 218H236V220H235ZM3 219H5V220H3ZM13 220L16 222H14ZM7 221H8V223H7ZM23 221H24V223H23ZM117 221H118V218L117 217L114 218V222H117ZM236 221L237 222L239 221L238 224ZM234 223H236V224H234ZM259 223H260V225H259ZM5 224L7 225L8 228L4 227ZM16 224H18V225H16ZM37 224H39V226ZM12 225H14L15 227H13ZM239 227H241V228H239ZM5 228H6V231H5ZM228 228H229V230H228ZM237 228L239 231L236 230ZM246 229L248 230V233H247ZM255 229H257L258 231L256 232ZM11 231L13 234L11 233ZM251 231H253V232L251 233ZM255 233H259V234H255ZM236 234H237V236H236ZM250 234H253V236L255 238H253ZM261 235H263V236H261ZM251 237H252V239H250ZM184 242H185L184 239L181 240V243H184ZM261 243H262V245H261ZM244 245H245V247H244ZM36 247H41L40 248L41 253H40L39 259L42 261V263L46 259L51 258L54 249L52 247L51 241L49 240L48 236H46L42 240H40L39 245ZM254 247H256V248H254ZM258 247H262V248L259 249ZM27 248L28 247H26V251H28V252H26V255H27V253H29V251L31 252L30 248H28L29 250ZM180 249H181L183 254H186L185 256H187V257L190 256L187 252V249L182 248V247ZM258 249L260 252H258ZM10 250H11V252H10ZM174 250H175V253L177 255H180L179 250H177V249H174ZM228 250L226 252H228ZM253 250L255 252H253ZM220 252H221V250H220ZM220 252H218V253L220 254ZM256 253H258V254H256ZM259 253L261 254V256ZM221 256L225 257L226 255L224 253ZM37 257L38 256L34 257L33 260H36ZM105 257H106V255H105ZM209 257H211V256H207L205 258L200 259V264H213L214 262H212V261L210 262L208 260ZM252 259H254V260H252ZM231 260H229V262H231ZM108 261L109 260H106V263ZM225 262H227V258H226V261L224 260V263ZM35 264H40V263L38 261H36ZM170 264H171V262H170ZM214 264H217V263L215 262Z\"/></svg>",
    "mask_w": 264,
    "mask_h": 264
}]
</instances>
